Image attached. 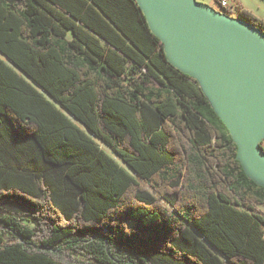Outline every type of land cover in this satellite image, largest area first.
I'll return each mask as SVG.
<instances>
[{
  "label": "trees",
  "instance_id": "1",
  "mask_svg": "<svg viewBox=\"0 0 264 264\" xmlns=\"http://www.w3.org/2000/svg\"><path fill=\"white\" fill-rule=\"evenodd\" d=\"M258 206L137 0H0V264H264Z\"/></svg>",
  "mask_w": 264,
  "mask_h": 264
},
{
  "label": "water",
  "instance_id": "2",
  "mask_svg": "<svg viewBox=\"0 0 264 264\" xmlns=\"http://www.w3.org/2000/svg\"><path fill=\"white\" fill-rule=\"evenodd\" d=\"M168 61L195 79L264 188V30L197 0H137Z\"/></svg>",
  "mask_w": 264,
  "mask_h": 264
},
{
  "label": "rangeland",
  "instance_id": "3",
  "mask_svg": "<svg viewBox=\"0 0 264 264\" xmlns=\"http://www.w3.org/2000/svg\"><path fill=\"white\" fill-rule=\"evenodd\" d=\"M199 2L208 4L212 7H214L215 9H217L218 11L222 12V13H226L227 15H229L230 17H238L239 16V7H233L232 9H225L222 5H218L216 0H197ZM233 3H236L238 5H242V7L247 10L248 12H250L251 14H253L255 17L261 19L264 22V0H232ZM262 146L264 147V141L262 143ZM108 150V149H107ZM109 151V150H108ZM110 152V151H109ZM123 166L126 167V165L120 161L117 157H115ZM138 180L140 182V184L146 189L148 190L154 197H156L158 200L166 203L162 196L154 191L151 187H149V185H147L141 178L138 177ZM258 208L264 212V206H258ZM26 224L30 225L31 227L34 226L33 223L31 222H27L25 221Z\"/></svg>",
  "mask_w": 264,
  "mask_h": 264
},
{
  "label": "built area",
  "instance_id": "4",
  "mask_svg": "<svg viewBox=\"0 0 264 264\" xmlns=\"http://www.w3.org/2000/svg\"><path fill=\"white\" fill-rule=\"evenodd\" d=\"M218 5H223V6H230V7H239L240 5L233 3L232 0H216Z\"/></svg>",
  "mask_w": 264,
  "mask_h": 264
},
{
  "label": "bare ground",
  "instance_id": "5",
  "mask_svg": "<svg viewBox=\"0 0 264 264\" xmlns=\"http://www.w3.org/2000/svg\"><path fill=\"white\" fill-rule=\"evenodd\" d=\"M223 6V5H222ZM225 9H232V7H230V6H223ZM224 14H226V13H224ZM227 15V14H226ZM229 16V15H228ZM239 17V16H238Z\"/></svg>",
  "mask_w": 264,
  "mask_h": 264
},
{
  "label": "crops",
  "instance_id": "6",
  "mask_svg": "<svg viewBox=\"0 0 264 264\" xmlns=\"http://www.w3.org/2000/svg\"><path fill=\"white\" fill-rule=\"evenodd\" d=\"M242 6V5H241ZM5 59V58H4Z\"/></svg>",
  "mask_w": 264,
  "mask_h": 264
}]
</instances>
